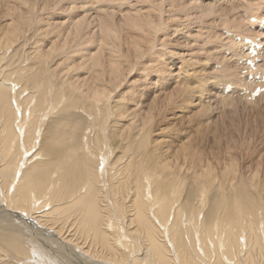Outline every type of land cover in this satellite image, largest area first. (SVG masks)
<instances>
[{"label": "bare ground", "instance_id": "bare-ground-1", "mask_svg": "<svg viewBox=\"0 0 264 264\" xmlns=\"http://www.w3.org/2000/svg\"><path fill=\"white\" fill-rule=\"evenodd\" d=\"M14 1L20 2L22 0ZM257 1L259 2L258 4L255 3V6L262 5L261 9L250 10L247 14L241 15L240 21L235 24L228 25V23H225L222 28V34H216V37H214L216 40L210 37L207 38L208 42L205 41L206 45L205 42L204 44L203 41L201 42V55L202 58H206V64L204 61L203 64H200L202 61L197 59L198 55L195 56V65L203 66L204 70L209 65L212 66L210 72H204V76H206L204 79H206L213 91L224 100L241 93L247 101H256L252 94L257 88H264L262 83L264 80V4H259L263 2L261 0ZM181 2L184 6L187 4H184L183 1ZM27 4L28 1L25 5V9L28 8V10L25 13L18 6H7L5 10L8 11L4 18L7 22L5 25L3 24L4 27L0 30L1 63L5 60L6 62L7 60L9 62L11 60L14 61L15 52L22 47L23 55H20L17 62L31 61L30 63L32 64L28 63L30 64H27L28 67L31 65L39 66V69L37 68L38 70L34 74H26L24 73L25 71L22 72L23 74L19 73L20 75L15 81H21L22 84L25 82V84L16 91L15 84L7 81L8 76L13 75V72L11 73L9 70L10 66L7 67L8 70L6 67L0 70V102L3 110L11 115H8L7 128L3 127V130L0 128L2 130L0 132L2 136L0 137L2 140L6 139L5 143L8 144L4 145L1 141L0 146L6 147V153L4 150L0 151H4L5 156L9 157V162L6 163L8 165L0 169V189L2 191V193L0 192V264H264V185L261 188H250L240 175L241 177L236 176L232 177V180L230 179L232 182L228 188L226 187V181L220 183L218 188H215L217 185L213 186L218 178L215 177V172L212 173L210 169L202 171L199 168V170L196 169L193 172L195 176L193 184L186 186L188 185L186 184L187 181L184 182V178H180L179 175L182 174L180 171V173H177L175 168L171 169L165 161L166 159L161 158L162 156L155 158L156 155L154 154L158 151L155 153L154 150L153 153L149 152L152 148L148 147L151 144L150 140L153 135L151 129L154 126V123L153 125L151 123L152 120L155 122V119L152 118L151 120L150 116L152 106H146L135 94L130 95V93L124 92L125 90H121L123 86H129V81L123 77L126 72L122 75L123 72H121L119 67L121 66L119 65L122 61L121 58L125 57L122 50L123 41L121 43L117 40L118 36L101 26L102 29L104 28L102 31L106 34L104 33V36L99 40L97 50L89 59L94 58V60L90 62L82 58L78 65L79 69L83 67L81 70L88 72L89 76L76 82H70L69 72L72 67L68 68V64H72L70 62L81 58V55L78 54L77 50L71 49V53L67 52V50H69V46L72 48L84 41V37L81 36V27L77 25L74 30H70L66 35L64 34V38H60L58 35L57 40L55 39V41L51 42L52 37L49 35V29L51 31L52 26L46 23L43 24V21L41 22L38 19V15L35 14V5ZM164 4L166 5V3ZM251 4L253 5L254 3L252 2ZM150 5L148 6L149 8ZM168 5L170 6V4ZM188 6L190 7L191 5ZM184 8L186 9V6ZM206 8L204 7V10ZM192 10H195L194 7ZM214 11L216 14L218 13L216 10ZM168 12L170 11L168 10ZM186 12L180 13L183 15ZM184 15L182 16L183 18ZM173 16L176 17V15ZM169 18L172 19V17ZM188 20L191 21L190 18ZM204 21L199 20L201 24ZM153 22L152 20V25L145 22L148 25L147 28L144 27V22L138 24V27L146 30L143 38H138V40H141L140 43L131 38L132 43L130 42V45L136 58L146 54L145 50L147 47H144L143 41L145 40L146 42L151 31L156 28V22ZM158 22L159 20L157 24ZM160 22L162 21L160 20ZM180 23L178 22V24ZM61 26H63V23ZM215 27L218 26L215 25ZM56 31H53L54 35L59 32ZM31 32L33 34L36 33L33 39L37 43H32L35 50L32 49V52H27L26 50L27 54H24L23 50L26 49ZM165 32L167 33V31ZM45 34L49 36L46 39V44L50 42L49 48L47 47L49 45H43L47 47L46 49L39 43V41L42 43V35ZM212 38L214 41H211ZM61 41H63V49L58 50V45L62 43ZM37 44L41 45L42 48L36 46ZM185 44L187 43L185 42ZM185 44L183 45L185 46ZM184 48H180V50H186L188 46L186 49ZM251 50L256 54L253 57L250 53ZM211 55L213 56L210 57ZM184 56L188 57L189 55L184 54ZM191 56H193L192 53L189 57ZM160 59L162 58L160 57ZM192 60L188 58L186 64H189ZM247 60H251L255 65L253 69L247 66ZM105 65L109 66V72L105 70ZM62 66L65 67L63 68L66 69L64 71L66 73L60 70ZM215 66L216 68H213ZM29 71L31 70L29 69ZM131 71V74H134V70L132 69ZM4 74H8L6 79ZM41 78L43 81H41ZM27 83L33 86L31 91H28ZM138 87L140 86L138 85ZM176 87L180 86L176 85ZM183 89H185L184 93L188 91L187 93L189 94L190 92L191 94L192 91L193 94V89L191 91H189V88L183 87ZM196 90L198 91L197 88ZM179 92H175L177 96ZM174 94L172 95L173 99L176 95ZM181 94L179 93V95ZM187 95L185 94V96ZM21 96L33 99L32 103L29 101L31 107L27 105L30 119L31 114L33 115L32 112L37 113L38 111L40 112L39 116L44 117L43 120H52L53 118H48L52 114L54 115L56 110H59L63 115L65 114L64 117L67 118L62 119L63 116H61L60 119H55L54 116L52 121H48L50 125L47 126L45 134L41 133L42 135L39 134V137L37 135L41 139L39 142H35L37 145L34 143V147L36 145L35 148L39 151L38 154H33L34 152L29 155L25 154V156L22 154L21 156L25 160L28 157L30 158H28V161L22 158L21 164L14 167L16 168V171H14L12 165H14V160H16L14 151L18 149L17 144L19 143L17 142L23 137L29 138L30 136L27 133L25 136L23 133V135H18L14 128H11L13 118L15 122L18 120L17 118L23 119L24 112H21V108L28 109L24 107L25 100L23 102ZM185 96L183 95V97ZM259 97V99L263 98L264 93ZM169 100V103H171V99ZM157 102L158 100L154 104L157 105ZM14 106H17L16 110ZM164 107H160V111H158L157 105L158 113ZM11 110L13 111L11 112ZM155 111L153 112L155 113ZM148 112H150L149 115ZM80 115H84V117L89 115L90 117H88L92 121L90 120L91 123H87L90 125L80 126V124H74V120L78 119L77 117H80ZM27 118L24 117L25 120ZM29 121L27 122L29 123ZM24 122L22 120V123H19L20 125H17V127L23 128ZM4 126L6 127V125ZM113 126H116L121 132L127 130L129 134L127 131V135L124 133L126 136L114 134V130H111ZM24 127L26 128V126ZM121 128L123 129L121 130ZM15 129L17 130V128ZM28 129L27 132L29 131L30 133H28L31 134V140L28 142L31 143L34 136L32 134L33 129L32 127ZM24 131L22 130V132ZM116 137L119 139H115ZM21 141L19 140L20 144ZM156 143L153 146L155 150L156 148L154 147L160 141L158 144ZM108 144H110L111 149ZM27 147L25 146V148ZM24 152L27 153V151ZM116 153L122 155H118L120 159L118 156L115 159L114 155L116 156ZM183 153L186 158L189 157L192 160L193 164L195 163V153H192L189 149H184ZM39 155L47 160L40 161ZM18 159H20V156ZM221 174L225 177L224 173ZM218 181L221 180L218 179ZM118 186L120 189L125 190L126 193H129L128 195L131 196L130 200L132 199L131 201L134 204H132L133 207L132 205L125 209L122 207L123 201L127 198H124L122 203L118 202L117 204L115 200L117 197L114 196H117ZM119 192V195L122 196L123 191L120 190ZM126 193L124 192V194ZM44 197H46L47 201L50 199L51 202L56 203V201L63 200V203L59 204L61 205L60 208L53 207L54 210L52 209L49 212L37 211L38 209L36 210V208L41 205L40 203H42ZM194 203L195 206H193ZM125 204L123 203V205ZM38 208L41 210L42 206ZM66 210L74 211L71 218L70 216L66 218L62 216L65 215ZM60 212L62 215H60ZM60 216L65 218L62 222L63 225H67L65 233L62 229L65 227L59 223V220L61 221L62 219ZM82 226L93 234L94 240L92 242H95V239H98L97 237L101 240L98 239L99 243L101 242V251L94 252L96 255L92 254V256L88 250L82 251L81 248L77 250V248L71 246L72 240L69 237H72L70 235L71 230H73L72 227L74 228V233ZM88 230H85V232ZM79 232L80 230L77 233ZM82 234L81 232V236ZM87 236L90 237L89 234ZM87 241H83L84 244ZM90 242L88 241V243ZM74 244H77V242ZM105 250L107 254L103 253Z\"/></svg>", "mask_w": 264, "mask_h": 264}, {"label": "rangeland", "instance_id": "rangeland-1", "mask_svg": "<svg viewBox=\"0 0 264 264\" xmlns=\"http://www.w3.org/2000/svg\"><path fill=\"white\" fill-rule=\"evenodd\" d=\"M27 1H28L27 5H31V6L35 5V9H36L35 14L38 15V19L41 22L43 21V24L46 23V24H50L52 26L51 31L49 29L50 34L48 33L52 37L51 42H53V40L55 41V39L57 40L58 37L64 38V36L70 30H74V28H76L77 25H79L81 27V36L84 37V41L81 44H79V43L77 44V42H76V44H77V45L75 44L76 46H73L72 48H71V46H69L68 47L69 50H67V52L69 51L70 53L72 52L71 49L77 50L78 54L81 55V58H77L74 61L70 62L72 64H68V68L72 67L70 69L71 71L69 70L70 71L69 72L70 82H76L79 79H84V78L89 76L88 72L82 71L81 69L83 67H81L79 69L78 65L82 61V58L89 60L90 57L92 56V54H94V52L97 50V43L100 42L99 40L104 36V33H105L104 31H102L104 28L102 29L101 26L105 27V29H108L109 31H111V33H114V35L118 36L117 40H119L121 43L123 41L124 44L122 43V47H123L122 50L124 52L125 57L121 58L122 61L119 64L121 66H119V67H120L121 72H123L122 75H124L125 72L127 73V74L125 73V76H123V77L127 78V80L129 81V86L128 85H127L128 87L123 86V88L121 90L122 91L125 90L124 92L130 93V95L135 94L136 96H138L139 100L144 102V104L146 106H152V108H151L152 113L150 116H151V120H152V118H154L156 123L154 122V120H152L151 124L153 125V123H154L155 128H154V126H152L154 129L153 128L151 129L152 130L151 132L153 135L151 134L152 135V137H151L152 139L150 138L151 144L148 147L149 148L152 147V148L149 150V152L153 153V150H154V153H155L156 151H158L157 153L154 154V155H156L155 158L162 156L161 158L166 159L165 161L171 167V169L175 168V170H177V173L180 171L183 175L180 174L179 176L181 179L184 178L183 179L184 182L187 181L186 184H188V185H186V186H189V185L191 186L193 184V182H194L193 179L195 177L193 175V172L196 169L199 170V168L202 169V171L210 169L212 171V173L215 172L214 173L215 177H218L216 180V184H214V186H213V187H215L217 185L215 188H218L220 183H224L225 181H226L225 183H227L226 187L228 188L232 182V181H230V179L232 180L233 179L232 177H236V176L239 177L240 175L242 176V177L241 176L240 177L243 178V180L247 183V185L250 188H252V187H254L253 189H255L257 187L261 188L262 185H264V97L261 99H259L260 97H258L256 99V101L255 100L254 101H247L245 96L244 95L242 96V94L240 93V94L234 95L230 99L224 100L223 98L219 97L215 93V91H213V89L208 84L206 79H204L206 77V76H204V74H205L204 72H210V70L212 69V66L209 65L206 68V70H204L203 66L201 67L200 65H195V56H197V55H198L197 59L202 61V62H200V64H203V61L205 64L207 62L206 58H202V55H201V53H202L200 50V47L202 44L201 42L203 41V44H204L205 41L206 42L209 41V40H207V38H210V37L214 38V37H216V34L221 35L222 34V28H223L225 23H228V25L235 24L238 21H240L241 15L247 14L248 12H250V10L261 9L260 7H263L262 5L255 6V3L258 4L259 1H257V0H179V2H178V0H176L177 3H176V1H173L174 2L173 3L172 0H160V1L159 0H153V1L144 0L145 2L143 0H138V1L137 0L136 1L135 0H22L20 2L14 1V0H6V1L1 0L0 1V30H2V27H4L5 23L7 22V20L4 19L6 17L7 11H8V10H5L7 8V6H9V5L10 6H12V5L18 6V7L22 8L21 11L23 13H25L28 10V8L25 9V5H26ZM181 1H183L184 4L187 3L188 5H191L190 7H192V8L190 9V7L186 4L185 5L186 9H185L184 8L185 6L183 4H181L182 3ZM261 1H263V2H261ZM261 1H260L261 3H259V4H262V3L264 4V0H261ZM36 2H37V5L39 7L36 5ZM250 2L251 3L253 2L254 6ZM4 3L7 5H5ZM20 3H21V6H20ZM163 3H166V5L165 4L163 5ZM248 3H250L251 6H249L250 4H248ZM168 4H170V6H172V7H170ZM22 5H24V6H22ZM149 5H150V8L148 7ZM158 6H159V8H158ZM173 6H175V7H173ZM180 6H182V7L180 8ZM187 6H188V8H187ZM134 7H136V8H134ZM193 7L196 11L192 10ZM204 7H207L206 8L207 10L206 9L204 10ZM209 7H212V8H209ZM208 9H209V11H208ZM150 10H151V12H150ZM168 10L170 12H168ZM183 10L185 12L188 10L187 11L188 14H187V12H186V14L184 13L186 16L188 15V17H186L184 14H183L184 18L182 17L183 15H181L180 12L183 13L184 12ZM190 10H192V11H190ZM214 10H216V12H218V13L216 14ZM142 11H143V13H142ZM193 11H194V13H193ZM166 12H168V13H166ZM176 12H177V14H176ZM205 12H207L208 14L207 13L205 14ZM225 12H228V13H225ZM130 13H132V14L129 16ZM148 13H151L154 16H152L151 14H148ZM155 14H156V16H155ZM189 14H191V15H189ZM194 14H195V16H193ZM196 14H198V15L196 16ZM169 15H171V16H169ZM173 15H176V17H174ZM211 15H212V17H211ZM149 16H151L150 17L151 20H150ZM158 16H159V18H158ZM179 16H181L182 18ZM128 17H130V18H128ZM169 17H172V19H170ZM195 17H196V19H195ZM147 18L150 21L149 20L147 21ZM185 18H187V19H185ZM189 18H190V20H191V18H193V19L191 21H189L188 20ZM208 18H210V19H208ZM141 19H142V21H141ZM197 19H198V22H197ZM144 20H146V21H144ZM152 20L154 21L153 23L156 22L155 23L156 28L153 29V31H151V34H150L148 40L146 42H145V40L143 41V45H145L144 47L145 48L147 47L145 50L146 54H143L142 57L140 55L139 58H136L135 55H133V48L131 49V45H130V42L132 41L131 38L132 39L134 38L133 39L134 41L140 43L141 40H138V38L140 37V39H142L144 36V32L146 30L143 28H142L143 29L142 30L140 27H138V24L139 23L142 24L144 22L143 23V24H145L144 27L147 28L148 25L145 22L152 25V23H151ZM158 20H159L158 24L161 27L157 24ZM160 20L163 23L160 22ZM199 20L200 21L205 20V21L201 24L199 22ZM83 22H84V24H82ZM174 22L177 24V26ZM178 22L179 23L181 22L183 25L186 24L187 26L186 25L183 26L181 23L178 24ZM186 22H188V23H186ZM62 23H63V26H61ZM79 23H81V24H79ZM190 24H191V26H190ZM215 25H217L218 27H215ZM99 26H100V28H99ZM132 26H134L133 27L134 29L131 28ZM60 30L62 33L60 32ZM53 31L54 32L59 31V32L57 35H54ZM165 31H167V33ZM102 32H103V34H102ZM134 32H135V34H133ZM163 32H165V33H163ZM0 34H1V31H0ZM34 34H36V33H34ZM34 34H33V32H31L30 35L28 33V35H29L28 38L30 40V43L28 40V43L26 45V49L23 50V52H25L24 54H27L26 50H27V52H32V49H34V46H32V43L33 42L35 44L37 43V41H34L35 39H33ZM48 34L42 35V40H43V41L41 40L42 43L39 41V43L42 46L43 45L47 46L50 44V42L46 44V39L49 37ZM165 34H167V35H165ZM35 37H36V35H35ZM213 38L211 39V41L212 40L214 41L215 38L214 39ZM217 41H218V39H217ZM61 42H59L61 44L58 43L59 44L58 50L63 49V47H62L63 41H61ZM125 42H126V44H125ZM185 42L188 45L185 44ZM206 42H205V45H206ZM183 44H185V46L187 45L188 49H186L187 46L185 47ZM23 45H24V43H23ZM41 45L37 44L36 46H40L42 48ZM177 45H179V46H177ZM190 45H191V48H190ZM21 46H19V47H21ZM44 46H43L44 49H46L47 47L48 48L50 47V45L47 47H44ZM27 47H28V49H27ZM21 48L15 52V54L13 56L14 61L11 60L9 62L7 60V62H6V60H5L3 62V60H1L3 63L0 62V67H2V68H0V70H2L3 67L7 68L8 66H10L9 70L11 71V73L13 72L12 73L13 75L8 76L9 73L4 74V78L6 79V77L8 76L7 81H11L15 84V91L18 90V88H20L21 86H23V84H25V82H23V84H22L21 81H15L20 74H23L22 72L25 71L24 73H26V74H29V73L34 74L37 72L36 70L39 69L38 68L39 66H37V65H31L28 67V65L32 64V63H30L31 61H27V62L25 61L24 63L21 61L17 62L20 55H23ZM151 48H152L153 53L151 51ZM160 48H162V49H160ZM180 48H184L186 50H183V49L180 50ZM189 49H191V50H189ZM190 52L193 55L191 57H189L191 54ZM107 53H109V52L107 51ZM173 53H174V55H173ZM158 54H160L162 56H160ZM181 54L183 57L181 56ZM184 54L189 55V56L185 57ZM199 55H201V56H199ZM0 56H2L1 53H0ZM212 56L213 55H211L210 57H212ZM160 57L162 59H160ZM188 58L193 59V60H192V62L190 61L189 64H186V60H188ZM93 60H94V58L89 60V61L92 62ZM124 61H125V65H124ZM15 62H17V63H15ZM28 63H30V64H28ZM14 65H16V66H14ZM132 65L135 67H133ZM161 65H162V67H161ZM22 66H24V67L22 68ZM74 66H77V67H74ZM106 66L107 65H105L104 68L107 72H109V66H107V67ZM19 67L22 69H20ZM63 67L64 66H62L60 68V70H62L64 72V71H66V69H64V68L67 66L65 65V67L64 68ZM168 67H170V68H168ZM34 68H35V70H34ZM213 68H216V66ZM29 69L31 71H29ZM132 69L134 70L133 71L134 74H131ZM7 70H8V68H7ZM129 72H130V74H128ZM64 73H66V72H64ZM1 75H3V74H1ZM12 77H13V79H12ZM41 81H43L42 78H41ZM138 85L140 87H138ZM176 85H179L180 87L177 88ZM16 86H18V87H16ZM26 86H27L28 91H31L33 89L32 88L33 86H31L29 83H27ZM183 87L187 88V89L189 88L190 89L189 91H191L193 89V94H192V91H191V94H190V92L188 94L187 93L188 91L184 93L183 91H185V89H183ZM196 88L198 89V91L196 90ZM147 89H148V91H147ZM173 90H175V91H173ZM179 90H181V91L179 92ZM176 91H178L180 94L182 92L183 93L181 95H179V93H178V96H177V93H175ZM137 93H139V94H137ZM173 94L175 95L174 99L172 96ZM185 94L186 95L188 94L189 96L187 95L188 96L187 97V96H185ZM153 95H155V96H153ZM183 95L187 98L183 97ZM164 96H165V98H164ZM166 96H167V98H166ZM168 96H169V98H168ZM21 98H22L23 102L25 100V102L27 103L26 104L24 102L23 105L25 108H28V109H26L28 112L25 109L21 108L22 109L21 112H24L26 114V116L23 113V119L17 118L18 120H16V122L13 118L14 121L12 120V122H11V125H12L11 128H14L15 132H17L18 135L24 134V136H25L27 133V135L31 136V134H29L30 132L29 131H28L29 133L27 132V129L28 128L31 129V127H32L33 131L32 130L31 131H32V134L34 136L32 137V142H31L32 144L30 142H28L31 140L30 136H29V138L23 137L24 139L23 138L19 139L20 141L22 140L21 144L18 140L17 143H19V144H17V147H18V149H16L17 152L14 151V155L15 156L17 155V157L14 156V158L17 161L14 160L15 163H14V165H12L13 168L18 166L19 164H21V162H22L21 160H23V159L25 160V158L23 157V156H25V154L29 155V154H31V152H34L33 154H38L39 151L37 148H35L37 145V143H35V142L40 141L41 138H38L39 134H41V133L45 134V132H46L45 130H46L47 126L50 125L49 122L54 119V116H55V119H60L61 116L64 117V115H65V114L63 115L59 110H56L54 112V115L52 114L48 118V119H51V118H53V119L48 120L49 121L48 122L46 119L43 120L44 117L39 116L40 112L37 111V113L32 112L33 115L31 114V119H30L29 118L30 113H29V107L28 106L30 105V107H31L30 102L32 103L33 99L29 98L27 96H24V98L21 96ZM155 98L158 100V102H157L158 109H159L158 111H160V107L162 108V106L163 107L165 106L161 110L160 113H158V111H157V108H156L157 105H155L156 104L155 102L157 100ZM169 99H171V103H169L170 102ZM153 101H155V102H153ZM148 102H149V105H148ZM180 104H181V106H180ZM45 106H46V104H45ZM154 106H155V108H153ZM14 107L16 110L17 106H14ZM145 110H149V109H145ZM12 111L13 110H11V112ZM153 111H155V113ZM150 112H148V115ZM7 113H6V111L3 110L2 104L0 102V128L2 130H3V127L7 128V123H8V118H9L8 115L10 114V113L9 114H7ZM9 116H11V115H9ZM88 116L84 117V115H82V116L80 115V117L78 116L77 117L78 119L74 120L75 122H73V123L78 124V125L80 124V126L81 125L82 126L90 125L88 123H91L92 120H91V118H89L90 116L89 117ZM24 117L25 118L28 117L27 120H25ZM63 117H62V119L67 118V117H64V118ZM22 120L25 122L30 120L29 123L28 122L23 123L27 129L24 126L21 129H20V127H17V125L18 126L20 125L19 123H22ZM42 121L44 122V124ZM14 123H16V124H14ZM40 124H43V125H40ZM4 125H6V127ZM27 125H28V127H27ZM35 125H37L39 127L37 128V126H35ZM125 126H127V124H125ZM15 128H17L18 131ZM114 128L116 129V131ZM37 129H38V131L36 132ZM122 129L123 128H121V130ZM2 130H0V132ZM22 130L23 131L26 130V131L22 132ZM111 130H114L113 133L114 134L117 133L119 136H122L125 134L127 135V132L129 134V131L123 130V132H121L120 130H118V128H116V126H113V128ZM154 130H155V132H154ZM41 131H43V132H41ZM119 131H120V133H119ZM17 133H15V134H17ZM133 133H134V131H133ZM37 135H38V137H37ZM0 136H2V135H0ZM153 136H154V138H153ZM117 138L118 137H116L115 139H117ZM5 140L4 139L2 140L0 137V142L2 141V143L4 145H8L5 143L6 142ZM152 140L154 143L151 142ZM159 141H160V143L158 144ZM26 142L28 145L26 144ZM155 142H157L156 144L159 145V146L157 145L156 147H154V148H156V150L153 149ZM34 143L36 144L35 147H34ZM24 145L26 147L27 146L28 147L25 148ZM108 147L111 149L110 144H108ZM5 148L0 146V150L5 151L6 150ZM19 148H20V150H22L20 154H18V152L20 151ZM183 148L189 149L192 153L196 154L195 155V163H194L195 165L191 162L192 160L189 159V157H187V158L185 157V154L183 153L184 152ZM23 149H25V150H23ZM4 151H0V154L1 155L3 154L2 156L0 155V158H1L0 169L6 167L8 165V164L6 165V163L9 162V159H8L9 157L5 156ZM24 151H27V153H25ZM5 153H6V151H5ZM22 154H23V156H21ZM118 155H120V153H116V156L114 155L115 159H117ZM19 156H20V159H18ZM120 156H122V155H120ZM120 156H118L119 159H120ZM199 156H200V158H199ZM28 158H30V157H28ZM28 158L25 161H28L29 160ZM38 158L40 159V161H46L47 160L46 158H44L43 156H40V155ZM1 161H3V162H1ZM2 164H3V167H2ZM235 168H237V169H235ZM15 169L16 168H14V171H16ZM13 173H15V172H13ZM221 173H224L225 177H223V175ZM182 176H185V177H182ZM256 177H258V178H256ZM227 178H228V180H226ZM218 179L221 181L223 180V182L218 181ZM228 181H230V182H228ZM257 181L261 183V186H260V183H258ZM257 183H258V186H257ZM250 184H251V186H250ZM120 190L123 191V193L121 192L122 196L119 195ZM0 192L2 193L1 189H0ZM124 192L126 193L125 190H123L122 188L120 189V187H119L117 189V192H116L117 196H114V197H117V199L120 196L122 197V199H121V197L119 198L121 201L119 199H118V201H117V199H115L117 204H118V202L122 203V200H124V198H127L123 201V203L124 204L126 203V204L123 205V203H122V207H124V209H125L126 207L129 208L130 207L129 205H132L133 203L131 201L132 199L130 200L131 196L128 195L129 193L128 192L126 193L127 194V197H126V194H124ZM3 193H4V191H3ZM41 196H39V197H41ZM123 196H125V197H123ZM181 198H183V196H181ZM48 200L49 201H47L46 197H44V199L42 200V203H40L41 205H38L36 210L38 209L37 211L43 210V211L49 212L52 209L54 210V208H60L61 205H59V204L63 203V200L62 201H56V203L51 202L50 199H48ZM125 201H127V202H125ZM45 202H46V204H45ZM54 204L56 207L54 206ZM133 205H132V207H133ZM39 206L40 207L42 206L41 210L38 208ZM193 206H195V203ZM194 209H195V207H194ZM36 210H34V211H36ZM67 212H69L70 215L67 214ZM73 213H74V211L70 212V211L66 210V212L64 213L65 215H62V213L60 215H62L65 218L70 216V218H71ZM62 216H60V217L62 218ZM65 218H62L61 221L59 220V223L62 224V222ZM62 225H60V226H62ZM63 227H65V228H62L64 233H65L66 229H67V225H63ZM82 228H78L80 230V232H79L80 234L77 233L79 230L75 231L74 232L75 234H74L73 233L74 228L72 227L73 230H71L72 232L70 231L71 232L70 235L72 237H74L75 239L72 237H69V238H71V240L73 242V243L71 242V246L73 248L74 247L77 248V250H79L78 248H81L82 251L88 250L89 252H91V253L88 252L89 254L96 255V254H94V252L101 251V248H100L101 242L99 243L100 238L97 237L99 240L95 239V242H92L94 240V238H93L94 236H92L93 234L89 233V230L85 229L84 226H82ZM68 230H69V227H68ZM85 230H88V231L85 232ZM81 232L83 233L82 236H84L86 239L81 236ZM84 232L86 234L88 233L90 235V237H88L87 236L88 234L86 235ZM90 232H92V231H90ZM79 236H81L82 239ZM88 238L89 239L91 238V239L89 240ZM82 240L84 242H86L87 240L89 242L90 241L91 242L88 243V241H87V243L84 244V242ZM75 241L77 242V244H74V243H76ZM32 242L36 243L34 241H32ZM74 245H76L77 247ZM94 246L97 248H95ZM197 250H199V248H197ZM103 253L107 254V251L105 250V252H103ZM124 253H126V252H124ZM198 253H199V251H198ZM108 257H109V255H108Z\"/></svg>", "mask_w": 264, "mask_h": 264}]
</instances>
